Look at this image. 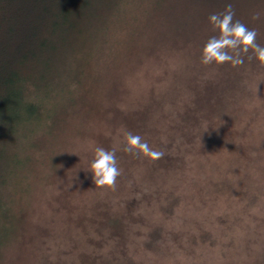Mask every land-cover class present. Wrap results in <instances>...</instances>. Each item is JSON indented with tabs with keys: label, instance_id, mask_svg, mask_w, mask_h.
<instances>
[{
	"label": "rangeland",
	"instance_id": "obj_1",
	"mask_svg": "<svg viewBox=\"0 0 264 264\" xmlns=\"http://www.w3.org/2000/svg\"><path fill=\"white\" fill-rule=\"evenodd\" d=\"M256 14H259L256 21L264 24V6ZM117 23L122 29L112 32L107 44L97 36L104 26L97 25L85 43V51L80 54L82 60L75 59L70 66L74 78H82L94 86L96 101L88 109L87 104L94 95L88 97L76 111L80 114L69 118L66 143L58 145L60 132L55 127V114L62 110L64 102L58 98L52 101L50 120L43 114L39 121L32 120L31 128L38 123H42L43 128L48 127L44 130L49 133L45 137L49 144L31 148L25 143L17 153L19 162L6 186L13 190L5 191L2 200L14 205L19 221L15 236L2 250L0 264H103L105 255L100 259L95 256L109 252L108 244L116 240L103 242L91 224L85 227L82 224L93 213L95 204L119 211L126 208L135 194L137 205L133 208L139 216L128 229L127 241L121 243L128 257L138 264H254L256 258L252 252L263 239L264 223L258 227L260 237L253 238V246L247 244L246 251H250L244 253L246 240L242 233L235 230L234 235H230L235 243L231 244L228 232L221 233V228L229 223L228 217L236 214L249 226L264 219V195L258 202L243 208L235 189H226L228 185L222 184L223 179L234 187L236 177L232 181L228 175L226 179L223 169L215 175L218 190L205 192L198 183L189 184V178L192 181L196 175L199 178L211 176L209 169L202 167L210 154H197L192 146L186 151L181 148L185 158L180 162L185 170L180 173L187 175V180L180 183L171 169L157 177L152 170L153 162L123 151L127 133H136L125 121L118 120L135 116L140 120L149 119L147 128L155 129L156 133L146 142L157 150L159 143L168 140L170 119L173 117L174 122L178 118L177 108L188 114V105L198 103L195 99L203 96L206 84L211 90L209 97L219 94L222 98L225 93L231 100L233 90L229 84L236 76L239 85L234 86H238L237 91L239 86L247 91L244 96L247 104L240 106L236 99L230 111L238 110L243 114L244 110L259 108L263 112L264 67L259 66L251 51L239 67L204 66L200 62L201 50L210 37L218 35L216 31L206 35H176V39L165 33V23L150 19L142 8L130 10L127 17ZM256 32V43L264 46L263 29ZM109 104L117 110L118 118H114ZM37 128L33 129L37 131ZM180 136L183 141V135ZM104 137L111 143V148L105 149L116 150L122 173L115 191L95 187L92 173L88 171L95 149L102 147V143L105 147ZM261 184L264 185V178ZM168 192L179 196L178 205L170 212H161ZM154 226L162 232L160 252L146 251L141 246L146 229ZM205 231H210L215 241L202 242L199 234Z\"/></svg>",
	"mask_w": 264,
	"mask_h": 264
},
{
	"label": "trees",
	"instance_id": "obj_2",
	"mask_svg": "<svg viewBox=\"0 0 264 264\" xmlns=\"http://www.w3.org/2000/svg\"><path fill=\"white\" fill-rule=\"evenodd\" d=\"M228 4H232L235 11L234 21L242 22L249 29L264 31V24L253 18L255 12L263 9L264 0H0V257L3 248L15 236L14 229L19 221V215L12 207L14 205L2 200L5 191L13 190L6 186L15 174L13 169L19 162L17 153L21 152L25 143H29L31 148L41 143L45 146L49 144L45 141L49 133L44 130L48 127L43 128L42 123H38L33 126L38 127L35 131L30 127L34 122L32 120L39 121L42 114L50 120L52 101L58 98L64 102L62 110L55 114V127L60 132L56 142L63 145L66 143L69 118L73 119L74 114L78 116L80 113L76 111L92 95L94 98L87 108L94 106V86L82 78H74L70 66H73L75 59L82 60L80 54L85 51V43L93 35L95 27L99 24L104 26L97 36L107 44L112 32L122 29L117 22L125 19L130 10L142 8L150 19L165 23V33L176 39V35H206L214 31L209 16L223 12ZM254 21L259 23L255 24ZM230 83L229 87L233 90L231 100L226 98L225 93L222 98L219 94L209 97L211 90L206 84L203 96L195 99L198 103L188 105V114L186 111L182 113V108H177L178 118L174 122L173 117L170 119L167 142L157 145V150L165 155L151 166L157 177L168 169L174 170L181 183L187 180V175L180 173L185 170L181 167L183 162H180L184 161L185 151L192 146L197 154L208 153L210 155L202 167L208 168L211 176L199 178L196 175L192 181L189 178V184L198 183L205 192L218 190L219 181L215 182V175L223 169L226 179H229L228 175L232 181L236 178L234 187L223 179L222 184L228 185L226 189H235V194L239 195L238 202L243 203L245 208L258 202L264 195V185L261 184L264 178V111L261 112L259 108L257 111L244 110L243 114L238 110L236 113L230 111L231 103H235L236 99L240 106L244 105L247 92L242 86L238 91V86H234L239 85L238 76ZM108 106L113 110L114 118H118L117 110L110 104ZM118 121H125L144 141L150 140L156 133L155 129L147 128L149 119L147 121L146 118L121 117ZM139 128L141 132H138ZM180 135H183V141H180ZM105 140V147L103 143L102 147L111 148L109 139ZM164 143L167 146H163ZM183 147L185 151L181 150ZM83 173L80 176L83 177ZM167 194V203L161 205V212H170L178 205L179 196L171 192ZM134 205H137L136 194L126 208L119 211L100 208L95 204L92 217L84 220L82 227L91 224L101 241L116 240L108 244L109 252L95 256L100 259L105 255L103 264H138L128 257L121 243L127 241L128 229L139 216ZM227 219L229 223L221 228V233L228 232L230 237L238 230L246 240L242 252L250 251H246L249 248L247 244L253 246L252 239L258 236V227L264 223V219L254 226L244 224L239 214ZM261 236L260 245L253 248L254 264L264 263V235ZM161 237V228L149 227L141 246L146 251L160 252L158 245ZM199 238L202 242L215 241L210 231L200 233ZM229 241L234 244L235 238L230 237ZM96 246L101 247L100 244Z\"/></svg>",
	"mask_w": 264,
	"mask_h": 264
},
{
	"label": "clouds",
	"instance_id": "obj_3",
	"mask_svg": "<svg viewBox=\"0 0 264 264\" xmlns=\"http://www.w3.org/2000/svg\"><path fill=\"white\" fill-rule=\"evenodd\" d=\"M234 16L232 4H228L223 12L209 16V23L218 35L210 37L203 46L200 56L201 64L217 68L225 64L234 68L239 67L244 63V57L251 51L255 54L254 58L259 66L264 67V46L256 43V30L249 29L238 20L234 21ZM253 18L258 19L259 14ZM248 58L253 57L248 56ZM123 151L134 156H143L150 162L162 159L165 155L163 151L150 147L141 136L130 132L126 135ZM88 171L92 173L95 187L115 191L117 179L122 174L118 166L116 150L97 147Z\"/></svg>",
	"mask_w": 264,
	"mask_h": 264
}]
</instances>
